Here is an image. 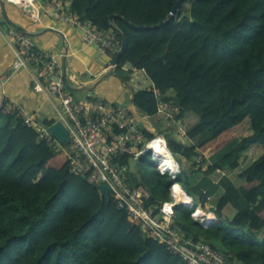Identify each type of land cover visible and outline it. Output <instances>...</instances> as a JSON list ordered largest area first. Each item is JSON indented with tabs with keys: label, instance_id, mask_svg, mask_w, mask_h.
I'll return each mask as SVG.
<instances>
[{
	"label": "trees",
	"instance_id": "1",
	"mask_svg": "<svg viewBox=\"0 0 264 264\" xmlns=\"http://www.w3.org/2000/svg\"><path fill=\"white\" fill-rule=\"evenodd\" d=\"M177 1L74 0L79 19L102 30L114 26L125 36L115 71L126 65L144 70L158 95L177 105L176 128L187 132L185 139L173 133L167 140L176 160L191 164L189 171L163 176L149 158L164 197L146 190L142 179L124 177L145 191L146 206L157 215L171 187L181 185L193 203L215 213L213 227L204 229L191 218L196 209H187L213 242L180 227L176 211L173 228L225 252L231 262L264 264V0H185L190 15L179 10L169 19ZM133 105L156 116L154 89L135 93ZM210 155L220 157L210 164ZM0 264L187 263L145 239L115 200L107 202L73 175L64 152L52 150L21 120L0 114Z\"/></svg>",
	"mask_w": 264,
	"mask_h": 264
},
{
	"label": "built area",
	"instance_id": "2",
	"mask_svg": "<svg viewBox=\"0 0 264 264\" xmlns=\"http://www.w3.org/2000/svg\"><path fill=\"white\" fill-rule=\"evenodd\" d=\"M0 2L20 8L25 16L33 21H40L41 16L45 15L80 29L84 44L95 47L107 56L111 63L122 51L123 41L118 29L111 26L109 30H102L89 20L79 19L73 10L74 0ZM4 37L14 55V62L12 71L0 78V114L21 120L24 126L32 129L52 150L64 152L68 157L71 173L85 178L102 196L99 188L107 186L118 209L126 212L132 222L140 225L145 239L166 247L187 264H239L231 262L225 252L214 249L209 243L191 242L181 231L173 228L176 208L193 207V199L181 185L171 187V200L162 204L159 208L160 214L157 215L156 209L147 208L145 191L131 187L124 177L125 173L131 172V162H140L144 157L154 161L163 176L176 178L182 171L179 162L169 150L168 140L162 134V129L158 128V123L162 122L168 123V128L176 127L178 107L174 103L164 101L148 78L149 85L146 79L142 84H137L136 75L141 72L145 74L144 70L133 69L130 65L122 68V71L132 76L130 82L136 83L134 94L149 88L154 89L158 97V112L154 117L144 114L138 117L127 108L107 103L102 97L92 93H88L83 100H76L65 82L63 60L68 57L67 49L55 55L38 47L28 31L16 27L6 30ZM118 66L119 64H110L105 72L115 71ZM22 74L30 76L36 94L43 95L55 106L57 116L51 126L46 125L37 113L27 111L6 94L5 89L11 79ZM58 122L67 130L69 144L62 145L49 133V129ZM173 133L182 139L187 136L185 128L181 126ZM148 134L152 136L149 137ZM149 144L153 147H149ZM156 147L163 153L157 154ZM123 159H128L126 165L122 164ZM169 159L176 163V170H173ZM164 160H167V165H164ZM208 160L212 164L209 158ZM199 161H202V157ZM176 186H179V191L184 192L186 201L178 200L179 191H174ZM191 218L204 229H209L213 227L216 215L212 210L206 212L197 208L191 213Z\"/></svg>",
	"mask_w": 264,
	"mask_h": 264
},
{
	"label": "rangeland",
	"instance_id": "3",
	"mask_svg": "<svg viewBox=\"0 0 264 264\" xmlns=\"http://www.w3.org/2000/svg\"><path fill=\"white\" fill-rule=\"evenodd\" d=\"M181 15L182 17H187L190 15V4L186 3L181 7ZM12 24L16 28L25 29L28 31L29 34L32 35L34 42L37 45L44 44L45 48L53 47L55 51L58 49L54 47L55 42H59L62 47H64V39L62 38L61 34L57 33H47L43 28H38L37 24L33 23L29 18L25 16L23 11L11 5H6L5 11L3 10L2 6L0 5V27L7 26L8 28L11 27ZM8 30V29H7ZM1 45L4 53L9 56L11 59V50L7 46V44L1 39ZM69 84L75 90H85L90 89L92 90L93 94L98 96L106 94L104 100L107 103H113L118 106H128L129 102L128 99H125L127 94V83L126 78L128 72H116L111 71V74H108L105 79L100 80L99 78L96 79L94 85L91 84H84L88 81H91L94 78V75H99L100 72L102 73L103 69H105L109 64H99L100 67L94 68L90 67L91 71H87V68L82 65L80 61L75 58L69 61ZM84 82V83H83ZM83 83V84H82ZM130 83V81H128ZM96 87V89H94ZM116 93L118 99L111 100L109 99L107 94ZM74 97L76 100H83L86 97V94L80 93L78 91L74 92ZM168 123H158V128L162 129V134L170 141L174 134L173 132L177 130L176 127H167ZM195 143V141H194ZM225 154V153H224ZM211 158V162H216L220 156H209ZM182 170L189 171L188 163L186 160L182 159L178 161ZM130 178L134 179L137 178L138 182L140 179L144 181V187L146 190H154L158 193L159 196L164 197L166 195V190L164 186L160 182L158 172L155 168L154 163L148 158L144 157L141 159L140 162H131L130 164ZM133 181V180H132ZM221 194V193H220ZM221 196V195H220ZM220 196L215 197V199L210 200V206L212 205L215 207L220 200ZM171 200V199H170ZM208 205L207 209H211ZM194 210L197 208H201V203L198 200H194L193 203ZM191 211L185 209L184 207H178L176 209L177 218L176 220L179 223V226L182 228H186L193 233L199 235L207 242H213L210 235L207 231L203 230L202 228L198 227L197 224L192 222L189 218V213Z\"/></svg>",
	"mask_w": 264,
	"mask_h": 264
},
{
	"label": "crops",
	"instance_id": "4",
	"mask_svg": "<svg viewBox=\"0 0 264 264\" xmlns=\"http://www.w3.org/2000/svg\"><path fill=\"white\" fill-rule=\"evenodd\" d=\"M1 5V2H0ZM5 4V8H6ZM12 6V5H11ZM28 18V17H27ZM30 19V18H29ZM31 20V19H30ZM33 23L37 24L38 28H43L47 33H57L61 34L62 38L66 42V45L64 47L61 46L59 42L54 43V47H56L58 50L55 51L53 47L51 48H45L46 46L42 43L40 45H37L38 47H41L45 50H48L49 52H52L55 55H59L63 49H67L68 51V57L66 58L67 60V74L69 71V61L72 60V58L77 59L82 63L87 68V71H91L90 67L97 68L100 67L99 64H111L110 59L101 54L95 47H88L84 44L82 41V31L76 27H73L71 25H68L64 22L56 21L53 19L48 18L45 15H42L40 18V21H33ZM11 27H15L12 24H10ZM10 28V27H9ZM7 26L0 27V40L2 39L5 43V37H4V32L9 29ZM52 29L53 32H49V30ZM0 41V78L4 76L7 73H10L12 71V65L14 62V55L11 51V59H9V56L4 53L2 49ZM7 44V43H6ZM8 46V45H7ZM10 49V48H9ZM109 66H107L105 69H103L102 73L100 72L99 75H94V78L91 81H88L86 84H91L94 85L96 82V79L103 80L106 78L108 74H111V72H105ZM138 82L137 84H142L143 81L147 82V85L150 84V81L147 79L146 75L144 73H138L137 75ZM132 76L130 75V79ZM12 82L7 85L5 91L6 94L13 99L14 101L18 102L24 109L31 113H37L39 117L42 120H50L56 119L57 112L55 110V106L51 101H48L43 95H38L36 94L32 89H31V84L32 80L30 76L27 74H22V75H15L12 79ZM68 82H69V76H68ZM82 83V84H83ZM136 83H127V94L125 96V99H128L129 105L128 106H121L127 108L131 113L135 114L136 116L140 117L142 113L135 108L133 105V96L134 92L133 89H135ZM96 89V87L94 88ZM80 93L87 94L92 93V90L90 89H85V90H76ZM74 94V92H73ZM109 99L111 100H116L118 99V96L116 93H111L107 94ZM99 97H102L103 99L105 98L106 94L103 92V94L98 95ZM86 98V97H85ZM84 98V99H85ZM57 104V103H56ZM164 123V122H162ZM169 124H167L168 127ZM189 169L191 168V164L188 163ZM221 193V194H220ZM223 191L219 192L217 196H220V198L223 195ZM215 196V197H217ZM212 198V199H215ZM211 199V200H212Z\"/></svg>",
	"mask_w": 264,
	"mask_h": 264
},
{
	"label": "water",
	"instance_id": "5",
	"mask_svg": "<svg viewBox=\"0 0 264 264\" xmlns=\"http://www.w3.org/2000/svg\"><path fill=\"white\" fill-rule=\"evenodd\" d=\"M185 0H178L177 3L175 4V8L172 12V14L170 15L169 19L174 18L177 13L179 12V10L181 9V7L183 6ZM3 10L5 11V4L2 3L1 4ZM116 17H112L111 21H113ZM49 32H53L52 29L49 30ZM121 38L123 41V47H122V51L117 55V57L112 61L111 65L112 66H117L119 63L120 58L123 55V52L126 48V41H125V36L121 34ZM63 68H64V76H65V82H66V86L67 88L71 91V92H76L75 89H73L71 87V85L68 82V74H67V60L64 59L63 60ZM49 133L56 139L58 140L62 145H66L70 143V139H69V135L67 130L65 129V127L62 125V123L58 122L56 124H54L50 129H49ZM99 190L101 191V193L103 194L104 199L107 202L111 201V197H110V189L107 186H102L99 188Z\"/></svg>",
	"mask_w": 264,
	"mask_h": 264
},
{
	"label": "bare ground",
	"instance_id": "6",
	"mask_svg": "<svg viewBox=\"0 0 264 264\" xmlns=\"http://www.w3.org/2000/svg\"><path fill=\"white\" fill-rule=\"evenodd\" d=\"M156 153L157 154H160V153H163L159 148H157L156 147ZM170 160V159H169ZM163 163H165L164 165H167L168 163H167V160H164L163 161ZM170 164L173 166V170H176L177 169V166H176V163H174V161L171 159L170 160ZM177 197H178V200L180 201V202H182V201H186V197H185V194H184V192L183 191H179L178 193H177Z\"/></svg>",
	"mask_w": 264,
	"mask_h": 264
},
{
	"label": "clouds",
	"instance_id": "7",
	"mask_svg": "<svg viewBox=\"0 0 264 264\" xmlns=\"http://www.w3.org/2000/svg\"><path fill=\"white\" fill-rule=\"evenodd\" d=\"M159 141L156 142V144L158 145ZM149 147H153L152 144H149ZM174 191H179V186H176V188L174 189ZM180 231V230H179ZM184 235V234H183ZM185 236V235H184ZM207 243V242H206Z\"/></svg>",
	"mask_w": 264,
	"mask_h": 264
}]
</instances>
